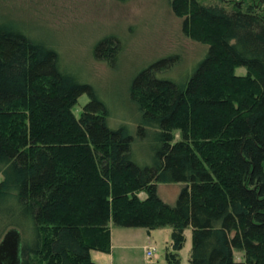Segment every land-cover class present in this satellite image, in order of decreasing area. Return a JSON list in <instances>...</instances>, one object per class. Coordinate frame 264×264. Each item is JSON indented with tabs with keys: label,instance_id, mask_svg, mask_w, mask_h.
Wrapping results in <instances>:
<instances>
[{
	"label": "trees",
	"instance_id": "16d2710c",
	"mask_svg": "<svg viewBox=\"0 0 264 264\" xmlns=\"http://www.w3.org/2000/svg\"><path fill=\"white\" fill-rule=\"evenodd\" d=\"M168 7L206 49L181 83L158 77L176 55L131 79L138 132L154 128L157 142L143 167L126 127L108 126L105 106L62 68L58 51L0 16V203H8L0 215L2 230L20 235L17 264H98L89 251H109V222L168 226L166 264H179L186 228L189 264H264V0ZM119 49L102 37L93 56ZM239 66L244 74L234 73ZM82 93L89 100L75 117ZM161 183L178 185L172 204L158 194Z\"/></svg>",
	"mask_w": 264,
	"mask_h": 264
},
{
	"label": "rangeland",
	"instance_id": "374dc122",
	"mask_svg": "<svg viewBox=\"0 0 264 264\" xmlns=\"http://www.w3.org/2000/svg\"><path fill=\"white\" fill-rule=\"evenodd\" d=\"M0 16L15 21L32 39L54 47L59 53L62 68L75 74L78 81L89 84L95 91L107 110L108 126L126 127L132 137L130 149L133 162L140 167L151 164L157 147L155 129L146 127L143 133L138 132L139 113L129 98L130 81L150 63L176 55V61L160 71L158 77L181 83L206 49L181 32L180 20L170 12L168 0H0ZM107 36L119 41V52L116 56L96 60L93 46ZM244 72L241 66L234 68L237 75ZM88 100L85 93L76 98L71 107L75 117L79 116ZM262 166L264 169V161ZM177 190L176 184L158 185V194L169 204L173 203ZM138 196L143 198L144 193ZM7 204L1 202L0 209ZM6 222L7 218L0 215V238ZM167 227L145 230L143 227L116 226L109 222L110 252L119 262L134 259L135 262L145 260L144 264H166L163 252L169 242ZM147 232L155 255L149 259L143 255ZM183 234L179 264H189L190 228L184 229ZM232 256L236 261L243 259L242 251L233 250ZM105 261L103 259V263L100 261L99 264H105Z\"/></svg>",
	"mask_w": 264,
	"mask_h": 264
},
{
	"label": "water",
	"instance_id": "95a60500",
	"mask_svg": "<svg viewBox=\"0 0 264 264\" xmlns=\"http://www.w3.org/2000/svg\"><path fill=\"white\" fill-rule=\"evenodd\" d=\"M20 235L14 228L7 229L0 238V264H17Z\"/></svg>",
	"mask_w": 264,
	"mask_h": 264
},
{
	"label": "crops",
	"instance_id": "0c3cea01",
	"mask_svg": "<svg viewBox=\"0 0 264 264\" xmlns=\"http://www.w3.org/2000/svg\"><path fill=\"white\" fill-rule=\"evenodd\" d=\"M139 195V194H138ZM168 228V227H167ZM146 230V229H145ZM168 233H170V229L168 228ZM110 231V230H109ZM148 236H149V233L147 232L146 233V236H145V240H144V245L143 247L145 248L144 249V257L145 259L147 258L146 255H145V251L148 247H153L154 246L151 244L150 240L148 239ZM109 241H110V232H109ZM169 241V239L167 240V242ZM111 244V242H110ZM110 248H111V245H110ZM110 248H109V251L107 253H102V252H98V251H95V250H90L89 251V256H90V259L96 263H100V261H102L101 263H103V259L105 261V257L106 256V259L107 261H105V264H144V261H141V262H135V260L133 259L132 260H129V261H122V262H119V260H115V257L113 255V253L110 252ZM93 252V253H91ZM93 254V255H91ZM132 257V256H130ZM133 258H136V257H133ZM149 259V258H148Z\"/></svg>",
	"mask_w": 264,
	"mask_h": 264
},
{
	"label": "built area",
	"instance_id": "2783aa9c",
	"mask_svg": "<svg viewBox=\"0 0 264 264\" xmlns=\"http://www.w3.org/2000/svg\"><path fill=\"white\" fill-rule=\"evenodd\" d=\"M145 255L147 258H152L155 257L154 255V248L153 247H148L145 251Z\"/></svg>",
	"mask_w": 264,
	"mask_h": 264
}]
</instances>
